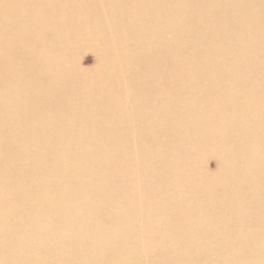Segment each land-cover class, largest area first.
I'll list each match as a JSON object with an SVG mask.
<instances>
[{"label":"rangeland","instance_id":"374dc122","mask_svg":"<svg viewBox=\"0 0 264 264\" xmlns=\"http://www.w3.org/2000/svg\"><path fill=\"white\" fill-rule=\"evenodd\" d=\"M143 1L150 3L149 0ZM157 1L153 2L151 9L164 12V9H159L162 5ZM255 1L258 12L264 15V0ZM182 2L173 0L175 4ZM135 4L140 18L132 17L130 10ZM141 10L138 0H0V26L4 25L3 15L9 13L22 20L19 25L25 32L23 35L21 30L18 34L22 41L17 56L21 59H14L16 53L12 60H7L6 44L3 43L6 28L0 30V126L3 124L0 127V149L4 146L0 153L3 151L5 154L0 155L3 163L2 167L0 162V178L11 180L13 177L12 186L8 185L9 179L0 180V264H264V134L260 129L251 130L247 122L235 120L240 108L247 109L248 104L245 103L249 96L257 94V97H264V60H261V67L249 59L245 63L218 53L212 56L213 60H200L204 52L197 47L173 66L163 60H137L135 56L138 57L140 52L134 54L131 50L128 57L121 55V51L133 46L130 42H122L119 47L107 50L100 46V42L91 45L94 52L81 56L87 60H76L78 64L82 63V70L75 69L70 73L65 60L54 63L55 60L47 58L49 54L52 57L49 52L56 39L64 45L74 43L76 38L87 36L84 30L91 22L96 23L93 28L103 36L114 34V21L123 27L136 26L137 31L140 20L147 17ZM40 28L48 30L52 40L50 49L43 56L38 53ZM127 35L131 34L127 31ZM107 54L113 56L106 59ZM125 59L134 61L124 64L127 69L120 68L118 60ZM136 61L146 72H139ZM60 66L63 72H59L64 77L69 74L66 80L62 73L59 75ZM215 71L226 74L229 80L223 78L226 82L224 93L230 94L235 101L230 106L232 114H219V122L208 119L215 108L200 109L199 105H208L200 104L195 96L201 92L200 82L212 79ZM42 74L55 85L51 88L49 81L43 85L46 89L42 91H49L42 93L43 100L36 106L39 107V117L25 127L21 119L18 120L21 116L15 117L17 121L13 118L14 102L19 97L7 98L6 92L10 91L8 87L11 88L12 82L13 86L20 87L22 79L23 91L36 96L41 91L37 90L38 87H42H37L36 81L43 78ZM57 74L62 77V82ZM137 74L138 88L155 87V93L158 88L165 92L164 100L160 102L150 99L148 93H138L137 97L141 96L143 100L140 109L137 104H129L135 87L131 79ZM56 75L58 79H55ZM216 77L219 81L220 78ZM26 82H32L31 86H26ZM70 83L73 90L68 85ZM240 88L251 92L244 94ZM57 89H62L61 93ZM125 94L127 101L123 97ZM114 96L120 100L108 101ZM4 97L9 102L11 99V104H7L9 102L4 101ZM61 101L63 103L59 104ZM24 104L23 108L27 110ZM173 106L176 109H169ZM143 110L147 113L144 117L150 114L149 123L139 119ZM29 113L27 111L26 116L32 118ZM163 113L167 115L166 120L160 117ZM70 126L76 127L72 131ZM139 129L144 134H138ZM201 129L208 133L205 143L193 138ZM1 130L6 138L1 135ZM145 130L148 135H145ZM154 135L158 137L151 142ZM20 145L26 149L25 154ZM14 148L17 153H13ZM167 148L170 149L168 152L175 154H168ZM53 162L55 165L52 167ZM14 164L23 171H17L16 175ZM8 173L13 176L8 177ZM20 173L25 175V179L24 175L21 178L23 184L17 182H20ZM30 177L36 181L30 183ZM39 178L47 180L46 187ZM55 178L57 180L54 181ZM25 180L27 187L30 185L28 189L25 188ZM53 183L57 187L53 186L54 191L50 189L51 195L48 184L51 186ZM15 184L20 186L15 187ZM48 196H52L54 202ZM21 205L24 208L20 209ZM61 216H66V219ZM81 252H86L87 256Z\"/></svg>","mask_w":264,"mask_h":264},{"label":"bare ground","instance_id":"6f19581e","mask_svg":"<svg viewBox=\"0 0 264 264\" xmlns=\"http://www.w3.org/2000/svg\"><path fill=\"white\" fill-rule=\"evenodd\" d=\"M150 3L148 4L147 2L143 1V0H138V5L141 6L142 10L141 12L144 13V14H147V17H145L144 19L140 20L139 22V25H138V30L135 31L136 29V26H131V25H128L126 27H123L122 24L119 25L118 21H114L113 23V27L115 30L114 31V34L111 36L109 34V36H103L102 33L100 31H98L97 28H93V26H96V23L94 22H91L90 25H88L87 29L84 30L81 26L79 27L81 30H84L87 32V36L86 35H82L78 38L75 39V42L74 43H71V44H60L58 42V40L56 39L55 40V45H54V48L49 52L51 53L52 57L50 58V54L49 56L47 55V58L48 59H53L55 60L54 63H56V60H65L66 64H67V68H68V72L70 73L71 71H74L75 69L77 70H82L81 66L82 63H77L76 60H87V58H82L81 59V56L82 55H85V54H88V53H93L94 50L91 49V45H96L98 42H100V46H103L106 48V50L108 48H116L117 46L119 47L121 45L122 42L124 43H131L133 46H128L125 50L121 51L120 54L121 55H125L126 57H128V52L131 50V51H134L133 53L135 54L136 53H139L140 52V55L137 57L135 56L136 58H138L137 60H163L165 62H169L170 64H172L173 66L177 65V63L179 62V60H184L192 51L194 48H197L199 47L203 52H204V55L202 56V58L200 60H213L212 59V56L216 53L218 54H222L224 55L226 58L228 59H232V58H235L236 60H241V61H245V63L248 61L247 59H249V61H253L257 64V66H260L261 67V64H263V62L261 60H264V15L259 13L257 8H256V1L255 0H183L182 3H178V4H175L173 3V0H158L157 1V4H161L162 7L159 8V9H164V12L163 11H160V12H157V11H154L152 10V4L155 0H149ZM151 5V7H150ZM160 7V6H158ZM132 11V17L133 18H140V15H138V11L136 9V4L133 5L132 9L130 10ZM4 25L1 27L0 26V30H4V27L6 28V30H4V42L6 44V54H7V60H12V58L14 57V55L16 54L15 56V60H20L21 57L17 56L18 55V50H19V46H20V43L22 41V39H20L18 37V34L19 32L22 30V34L24 35V30L22 28V26L19 25V23L22 22L19 21V17L18 16H14V15H11L9 13H5L4 15ZM65 17V16H63ZM3 18V17H2ZM65 19L67 20L68 17H65ZM19 21V22H18ZM75 24V23H73ZM96 29V30H95ZM127 31L131 34V35H127ZM48 33V30L46 29H39L38 30V37H39V42H38V53L40 56H43V55H46V52L50 49V42L52 40H50V37H49V34ZM112 34V33H111ZM2 45V44H1ZM61 47L62 49L59 50L58 48ZM115 53V52H114ZM24 54V53H23ZM96 55H97V52H96ZM95 55V56H96ZM108 56H113L112 54H107L106 55V59L109 58ZM79 58V59H78ZM121 58V57H120ZM44 59H46L44 57ZM38 60H41V59H38ZM98 60V59H97ZM46 61V60H44ZM49 61V60H48ZM134 60H130V59H125V60H118V66L120 68H125L127 69L128 66L127 65H124L125 63H133ZM79 62V61H78ZM48 63V62H47ZM50 63V61H49ZM64 63V62H63ZM47 66V65H46ZM136 67L139 68V72L144 73L146 72L145 69L141 68V65L139 62L136 61V64H135ZM21 69V68H20ZM45 69V68H44ZM57 69V68H56ZM59 70H62V66L59 67L58 69V72ZM143 70V71H142ZM21 72V71H19ZM57 72V73H58ZM63 72V70H62ZM62 72H59V75H61ZM18 73V72H17ZM45 73V72H44ZM49 73V72H48ZM47 73V74H48ZM46 74V73H45ZM50 74V73H49ZM48 74V75H49ZM16 75V74H14ZM43 75V74H42ZM54 75V74H53ZM58 75V74H57ZM56 76L55 79H56ZM58 75V77L60 78V76ZM64 75H65V72H64ZM69 74H67V77H68ZM216 75L220 78L219 81H217V77ZM138 74L135 75L134 78H132L131 80H133L132 82L135 83V87L133 89V93H131L132 95V101L129 102V104H132V106L134 104H137V108L140 109L141 105H142V98H138V93L141 94V93H148V96L150 99H156L157 101H163L164 100V97H165V92H160L158 90V88L156 89V93H155V87H153L154 89L150 88V86L147 88V87H141V88H138L136 85L138 83V78H137ZM23 77V76H22ZM43 80H37L36 81V85L38 87V85H41L42 87H38L37 90H41L39 91L36 96H34L32 93H26L24 90V87H21L23 84L22 82V79L21 80V86L20 87H17V86H13V82H12V85H11V88L8 87L10 89V91H8V89H6V94L7 95V98H11V97H19L18 100L19 101V104H18V100L17 98L15 99V106H14V109L15 112H14V117L15 118L16 116H21V118H18V120L21 119V123L25 126H29V124H32L34 119H37L39 116H38V113H39V110L38 108L39 107H36L38 106L42 100H43V97L44 95H42V93L44 92H48L47 90L46 91H42V89H46V88H43V85L46 84L49 80H46L45 79V75L42 76ZM57 77V79H58ZM62 77L63 76V73H62ZM61 77V78H62ZM67 77H64L67 78ZM12 78V77H11ZM60 78V79H61ZM223 78L228 79V77L226 76V74L220 72V71H215V73L213 74V78L212 79H209L207 81L205 80H202L200 82V84H202V89H201V92H199L196 96V98L199 100L200 104L202 103L203 105H208V106H201L199 105V108L202 109V108H205V107H214L215 108V112L214 114H210L208 115V119L209 120H212V121H221V119L219 118V114H232L231 112V109H230V106L231 104H234V99L233 97L230 96V94H226L224 93L225 92V80H223ZM18 79V78H17ZM26 79V77H25ZM28 79V78H27ZM63 79H61V82H62ZM66 80V79H65ZM64 80V81H65ZM71 79H69L70 81ZM77 80V79H75ZM14 81V80H13ZM18 81V80H17ZM27 81V80H26ZM40 81L42 82V84L40 83ZM54 81V79H53ZM57 81V80H56ZM74 81V80H72ZM171 81V80H170ZM217 81V82H216ZM7 82V81H5ZM15 82V81H14ZM19 82V81H18ZM30 82V81H29ZM61 82H59L61 84ZM144 82V81H143ZM168 82V81H167ZM16 83V82H15ZM28 87L31 86V84H29L28 82H26ZM57 83V82H56ZM72 83V82H71ZM71 83L68 84L69 87L71 86ZM117 83L119 84V80H117ZM141 83V82H140ZM166 83V82H165ZM172 83V81H171ZM8 85H10V83L7 82ZM19 84V83H18ZM18 84H14V85H18ZM29 84V85H28ZM48 84H50V81L48 82ZM58 84V85H60ZM65 84V83H64ZM76 84V82H75ZM142 86L143 83H141ZM149 84V83H148ZM168 84V83H167ZM55 85V84H53ZM52 84H50V87L53 86ZM150 85V84H149ZM173 85V84H172ZM209 85H212L210 87H208ZM7 86V85H6ZM5 86V87H6ZM66 86V85H65ZM74 86V85H73ZM97 86V85H96ZM140 86V84H139ZM48 87V86H47ZM60 88L63 86H59ZM68 87V89H69ZM52 88V87H51ZM55 88V86H54ZM67 88V87H66ZM30 89V88H29ZM31 89H34V88H31ZM30 89V90H31ZM49 89V88H48ZM71 89H72V86H71ZM75 89V88H74ZM242 91V93L244 94H249L251 92V90H247V89H243V88H240ZM28 90V89H27ZM61 90L62 89H57V91L61 93ZM73 90V89H72ZM77 90V89H76ZM5 91V90H4ZM35 91V90H34ZM56 91V90H55ZM65 92V90H63ZM30 92V91H28ZM33 92V91H32ZM51 94L53 93V91H50ZM63 93V92H62ZM178 93V92H177ZM3 94V93H2ZM206 94V96L204 95ZM21 97H20V96ZM48 95H50L48 93ZM78 96V94H76ZM51 96V95H50ZM49 96V97H50ZM120 98H122L121 95H119ZM169 96V92L167 93V97ZM6 97V96H5ZM4 97V101H8L9 100L7 98ZM48 97V99H49ZM60 98V95L58 96ZM124 99L126 100L127 98V94H125V96H123ZM143 97V96H142ZM51 98V97H50ZM80 98V96H79ZM13 99V98H12ZM71 99V98H70ZM54 100V99H52ZM81 100V99H80ZM119 101V97H116L114 96L113 98H109L108 101ZM123 100V98H122ZM141 100V101H140ZM146 100V99H145ZM17 101V102H16ZM72 101V100H71ZM127 101V100H126ZM140 101V102H139ZM150 101V100H149ZM10 102H11V99H10ZM7 103V104H11V103ZM147 102V101H146ZM3 103V102H2ZM23 103H25V107L27 110H25L23 107ZM63 101H61L59 104H62ZM81 102H77V104H80ZM153 103V102H152ZM6 104V105H7ZM160 104V103H159ZM162 104V103H161ZM245 104H248L247 106V109L245 108H240L239 109V113H238V116L235 118L236 121H244V122H247L251 125V130H255V129H260L261 131H263V134H264V97H257V94L255 95H251L248 97L247 101ZM14 105V104H13ZM31 106L30 108H28V106ZM149 105V104H147ZM155 105V103H154ZM11 106V105H10ZM34 106V107H32ZM80 106V105H79ZM81 106H83L81 104ZM254 106V107H253ZM1 107V106H0ZM3 107V106H2ZM4 107H5V103H4ZM13 107V106H12ZM210 107V108H211ZM11 108V107H10ZM82 108V107H81ZM79 108V109H81ZM7 109V107H6ZM78 109V110H79ZM83 109V108H82ZM158 109V108H157ZM169 109H176V107H171ZM1 110V109H0ZM3 110V109H2ZM5 110V108H4ZM2 111V112H5V111ZM12 110V112H13ZM7 111V110H6ZM27 111H29L32 116V118H28L26 116V113ZM10 112V110H9ZM68 112H69V109H68ZM1 113V112H0ZM11 113V112H10ZM9 113V114H10ZM20 113H22L20 115ZM8 114V113H7ZM72 114V113H71ZM70 114V115H71ZM139 114V112H138ZM146 115L147 113H144V110H143V114L140 116H142L141 118L139 119H145V121L147 120V122L150 120V114H148L147 116H143V115ZM154 114V113H153ZM5 115V114H4ZM28 115V114H27ZM43 115V114H42ZM73 115V114H72ZM3 116V114H2ZM30 116V115H28ZM6 117V115H5ZM4 117V118H5ZM8 117V116H7ZM6 117V119H7ZM11 118V120L13 119L12 118V115L9 116ZM136 117V116H135ZM160 117L164 120H166L167 118V115L165 113L161 114ZM205 117V116H204ZM6 119H5V122H6ZM16 121H17V118H15ZM69 119V118H68ZM74 119V117H73ZM81 119V118H79ZM158 119V118H157ZM3 121V119H1ZM153 120V119H152ZM151 120V121H152ZM161 120V119H159ZM1 121V122H2ZM137 122H139V120H136ZM154 121V120H153ZM8 122V121H7ZM79 122V121H78ZM77 122V123H78ZM141 122V121H140ZM146 122V123H147ZM233 122V121H232ZM4 123V121L2 122ZM9 123L11 125V121L9 119ZM46 123V122H45ZM74 123V122H73ZM145 123V124H146ZM149 123V122H148ZM151 123V122H150ZM5 124V123H4ZM17 126H19V123L17 122ZM51 124V123H50ZM76 124V123H75ZM141 124V123H139ZM159 124V123H158ZM8 125V124H7ZM9 125V126H10ZM16 125V124H15ZM79 125V123H78ZM143 125V124H142ZM147 125V124H146ZM151 125V124H150ZM1 126H3V124H1ZM0 126V127H1ZM14 126V125H13ZM25 126V127H26ZM41 125L39 124V127ZM50 126V125H49ZM66 126V125H65ZM145 127V125H143ZM162 126V125H161ZM69 127V126H68ZM72 131L74 130V128L76 127H72ZM8 128V127H5V129ZM149 128V127H148ZM147 128V129H148ZM69 129V128H67ZM120 128H118L117 130H119ZM143 129V128H142ZM156 129L158 130V128L156 127ZM8 130V129H6ZM115 130V129H114ZM140 131H138L137 133L139 134V132L141 133V129H139ZM153 130V129H152ZM160 130V129H159ZM64 132L65 129H63ZM70 131V133L72 132ZM144 131V129H143ZM150 131V130H149ZM156 131V130H154ZM153 131V132H154ZM2 132V130H1ZM8 132V131H7ZM33 132V131H32ZM68 132V131H67ZM75 132V131H74ZM114 132V131H113ZM147 131L145 130V133ZM152 132V133H153ZM157 132H160V131H157ZM156 133V135H158L159 133ZM6 133V132H5ZM47 133V132H46ZM73 133V132H72ZM76 133V132H75ZM84 133V132H83ZM121 133V132H120ZM150 134V132H148ZM7 134V133H6ZM37 134V132H36ZM39 134V133H38ZM117 134V132H116ZM118 134H119V131H118ZM125 134V133H124ZM144 134V133H141V135ZM3 136V132L1 134ZM18 135V134H17ZM21 135V134H20ZM43 135V133H42ZM49 135V134H47ZM59 135V134H58ZM62 135V133H61ZM145 135H148L147 133ZM156 135L152 136V138H154L153 140H151V142L155 140V137ZM160 135V134H159ZM1 136V137H2ZM11 136V135H10ZM16 136V135H15ZM56 136V135H55ZM208 133L206 131V129H201L199 130L197 133H195L193 135V138H195L198 142L200 141L201 143H205L206 140H208ZM4 137V136H3ZM7 137V135H6ZM4 137V138H6ZM18 137V136H17ZM16 137V138H17ZM23 137V136H22ZM48 137V136H47ZM142 137V136H141ZM145 137V136H144ZM148 137V136H147ZM151 137V136H149ZM148 137V138H149ZM158 137V136H157ZM156 137V138H157ZM162 138V135L159 136V138ZM51 138V137H50ZM151 138V139H152ZM158 138V139H159ZM160 138V139H161ZM54 139V137H53ZM157 139V140H158ZM228 139V138H227ZM3 140V139H1ZM9 140V138H8ZM11 140V139H10ZM13 140V138H12ZM17 140V139H16ZM22 142H23V139H21ZM28 140V138L26 139ZM43 141V139H42ZM47 140H45L46 142ZM50 141V140H49ZM51 141H52V138H51ZM54 141V140H53ZM57 141V139H56ZM168 141V140H167ZM4 142V140H3ZM21 144V141H19ZM26 142V141H25ZM24 142V143H25ZM58 142V141H57ZM2 143V141L0 142V144ZM8 143V141H7ZM12 143V142H11ZM13 143H14V140H13ZM32 143V141H31ZM37 143V142H36ZM44 143V142H43ZM67 143V142H66ZM159 143V142H158ZM161 143V141H160ZM171 143L170 142V146H171ZM176 143V142H174ZM6 144V143H5ZM15 144V143H14ZM17 144V143H16ZM55 144V143H53ZM52 144V146H54ZM65 144V143H64ZM144 144V143H143ZM168 144V145H169ZM7 145V144H6ZM6 145H5V148H6ZM11 145V144H10ZM27 145V148H28V144H25ZM145 145V144H144ZM167 144L164 145V147L166 146ZM2 146V144H1ZM18 146V145H17ZM38 146V144H37ZM40 148H41V145H39ZM48 146H49V142H48ZM47 146V147H48ZM57 146V145H55ZM173 146H177V145H173ZM13 147V146H11ZM15 147V146H14ZM19 147H23V150H24V146L20 145ZM46 147V148H47ZM58 147V146H57ZM157 147H160L157 146ZM178 147V146H177ZM176 147V148H177ZM4 148V146H3ZM3 148H1L0 150H2ZM17 148V147H16ZM16 148L15 151H13V153L16 152ZM52 148V147H50ZM49 148V149H50ZM104 148V147H103ZM171 148V147H170ZM7 149V148H6ZM12 149V148H10ZM54 149V147L52 148ZM105 149V148H104ZM155 149V148H154ZM160 149V148H159ZM158 149V150H159ZM167 152L170 150L169 148H167ZM173 148H171L172 151ZM179 148H177L178 150ZM13 150V149H12ZM10 150V152L12 151ZM20 150V149H19ZM26 150V149H25ZM25 150H24V154H25ZM29 150V149H28ZM36 150V149H35ZM41 150H40V153H41ZM56 150V149H55ZM18 151V149H17ZM38 151V149H37ZM35 151V152H37ZM57 151V150H56ZM8 152V151H7ZM22 152V151H21ZM44 153V151H42ZM58 152V151H57ZM163 155L165 154L163 152V148H162V151ZM3 153V151H2ZM0 153V155L2 154ZM6 153V152H5ZM17 153V152H16ZM26 153H28L26 151ZM34 154V149H33V152ZM46 153V152H45ZM172 154V152H168V154ZM4 154V153H3ZM2 154V156H3ZM19 154V153H18ZM38 154V153H37ZM167 154V155H168ZM175 154V153H174ZM173 154V155H174ZM5 155V154H4ZM11 156L14 155V154H10ZM32 155V154H31ZM30 155V157H31ZM47 155V154H46ZM18 156V155H17ZM21 156V155H20ZM26 155H24L25 157ZM33 156V155H32ZM38 156H41L38 154ZM162 156V155H161ZM165 156V155H164ZM28 157V156H27ZM26 157V159H27ZM129 157V156H128ZM50 158V157H48ZM52 158V157H51ZM25 159V158H24ZM24 159L21 161H24ZM36 159V158H35ZM38 159V158H37ZM56 158H54L55 160ZM1 160V159H0ZM29 160V159H28ZM34 161V159H31ZM52 160V159H51ZM20 161V160H19ZM18 161V162H19ZM39 161V159L37 160ZM1 162V165L3 167V163L2 161ZM7 162V161H6ZM17 162V164H18ZM43 162V161H42ZM39 163V162H38ZM44 163V162H43ZM49 163V162H48ZM51 163V162H50ZM7 164V163H6ZM12 164V162L9 163V166ZM53 165H51L52 167L55 165L54 162L52 163ZM6 165H4L5 167ZM15 168L16 166L18 165H15ZM13 166V167H14ZM25 166V165H22V167ZM27 166V165H26ZM29 167L32 166V165H28ZM8 167V165L6 166ZM51 167V168H52ZM18 168V167H17ZM16 168L15 170V173L19 170H22L23 169H20L19 167V170ZM24 168V167H23ZM34 168V167H33ZM36 168V166H35ZM37 168H39L37 166ZM50 168V169H51ZM182 168V167H181ZM2 169V168H1ZM4 169H9V168H4ZM26 169V167H25ZM24 169V171H25ZM28 169V168H27ZM32 169V168H31ZM43 169V168H42ZM53 169V168H52ZM30 170V169H29ZM29 170L27 172H29ZM47 170V169H46ZM45 170V171H46ZM49 171V169H48ZM47 171V172H48ZM51 171V170H50ZM185 171V170H184ZM14 172V171H12ZM26 172V171H25ZM24 172V173H25ZM31 172V170H30ZM52 172V171H51ZM3 173V172H1ZM11 173V172H9ZM8 173V177L11 175ZM14 173V174H15ZM53 173V172H52ZM7 174V173H6ZM31 175L30 173H27V175ZM48 174H50L48 172ZM17 175V173H16ZM15 175V177H16ZM24 174H22L21 176V173L20 175H18V178L20 177V182L17 181L19 184H23L22 181L21 182V178L23 177ZM4 176V175H3ZM6 176V175H5ZM4 176V177H5ZM13 176V175H12ZM34 176V174H33ZM39 177V174L37 175ZM41 176V175H40ZM1 177V175H0ZM45 177V176H44ZM25 179V175L23 177ZM22 178V179H23ZM28 178V176H27ZM26 178V180H27ZM37 178V177H36ZM79 178V177H77ZM3 179H9V178H0V180H3ZM16 180V178H14ZM31 179V177H30ZM40 181H41V178H39ZM73 179V178H72ZM81 179V178H80ZM5 180V181H7ZM10 180V179H9ZM13 180V177L12 179L10 180V182L8 183V185L10 184V186H12V181ZM25 180V182H26ZM32 182L30 183H33L34 181H36V179H31ZM34 180V181H33ZM46 180V179H45ZM57 180L56 178L54 179V181ZM58 180H60L58 178ZM75 180V179H74ZM29 180H27L28 182ZM53 181V182H54ZM73 181V180H72ZM226 181V180H225ZM229 181V180H228ZM3 182V181H1ZM24 184H26V189H28V187L30 186L28 184V187H27V182ZM43 183V185L47 182L46 181H41V183ZM51 182V180H50ZM60 182V181H59ZM76 182V181H75ZM230 182V181H229ZM12 183V184H11ZM38 183V182H36ZM52 183V182H51ZM78 183H81V182H78ZM2 184V183H1ZM7 185V182L5 183ZM19 184H15L14 186L16 187L17 185ZM58 184V183H56ZM3 185H4V182H3ZM7 185V186H8ZM33 185V184H31ZM20 186V185H19ZM34 186V185H33ZM45 187L47 185H44ZM52 186V188H51ZM51 186L48 184V187H50L48 190L50 189H53L52 191H54L55 189L53 188V186H56L57 185H53L51 184ZM74 186V185H72ZM230 186V185H229ZM39 187V186H38ZM37 187V189H38ZM259 187V186H257ZM20 188V187H19ZM35 188H36V185H35ZM40 188V187H39ZM221 188V186H220ZM22 189V186L21 188ZM32 189V188H31ZM37 189L36 192H37ZM45 189L47 192L48 190ZM57 189V188H56ZM35 190H34V193H35ZM220 190V189H219ZM21 191V190H20ZM27 190H25V193H26ZM31 191V190H30ZM29 191V192H30ZM33 191V190H32ZM38 191H41L38 189ZM44 191V189H43ZM52 191L50 190L51 192V195L52 194ZM233 191V190H232ZM45 192V191H44ZM42 192V194L44 193ZM49 192V193H50ZM20 193V192H18ZM32 193V192H30ZM40 194V193H39ZM56 194V192H55ZM235 193H233L234 195ZM27 194H25V197L27 199ZM46 195V194H45ZM48 195V194H47ZM30 196V195H29ZM28 196V199L30 198ZM57 197V194L55 195ZM60 196V195H59ZM17 197V195H16ZM19 197V195H18ZM17 197V198H18ZM21 197V196H20ZM34 197V196H33ZM49 197V196H48ZM52 197V196H51ZM51 197H49L50 201L52 200ZM217 197V196H216ZM231 197V196H230ZM235 197V196H234ZM232 198L233 200H235V198ZM23 198V197H22ZM35 198V197H34ZM55 197H53L54 199ZM229 198V197H228ZM16 199V198H15ZM14 199V200H15ZM24 199V198H23ZM48 199V200H49ZM220 199V198H219ZM218 199V200H219ZM231 199V200H232ZM6 200V199H4ZM22 200V199H21ZM20 200V201H21ZM32 200V199H31ZM36 200V199H35ZM34 200V201H35ZM69 200V199H68ZM232 200V201H233ZM12 201V200H11ZM28 201V200H27ZM53 201V200H52ZM64 201H65V198H64ZM71 201V200H70ZM106 201V200H104ZM222 201V200H221ZM14 202V201H12ZM16 202V201H15ZM24 202V200L22 201ZM21 202V203H22ZM36 202V201H35ZM54 202V201H53ZM65 202H68V201H65ZM64 202V203H65ZM107 202V201H106ZM223 202H226V201H223ZM237 202V201H236ZM52 203V202H51ZM73 203V202H71ZM69 204L70 206L72 204ZM235 203V201H234ZM19 204V203H18ZM26 204V203H25ZM35 204V203H33ZM54 204V203H53ZM229 204V203H228ZM231 204V202H230ZM13 205V203L11 204V206ZM220 205V204H219ZM236 205V204H235ZM6 206V205H5ZM4 206V209L6 208ZM10 206V205H9ZM8 206V207H9ZM19 206V205H18ZM27 206V204H26ZM58 206V205H57ZM22 207L24 208V205L22 206L21 205V208ZM131 207V206H130ZM170 207V206H169ZM222 207V206H221ZM230 207V205H229ZM235 207V206H234ZM245 207V206H244ZM243 207V208H244ZM249 207V206H248ZM247 207V208H248ZM132 208V207H131ZM135 207L133 206V209ZM165 208V207H164ZM206 208V207H205ZM214 208V207H213ZM241 208V207H240ZM19 209V207L17 208ZM32 209V208H31ZM75 210V208H73ZM168 210H170L168 207H167ZM171 209H172V206H171ZM215 209V208H214ZM217 209V208H216ZM250 209V208H249ZM56 209H54L55 211ZM162 210V209H160ZM206 210V209H205ZM244 210V209H243ZM7 211H9V208L8 210L6 209V213H8ZM19 211V210H18ZM27 211V210H26ZM24 211V212H26ZM167 212V210H165ZM207 211V210H206ZM205 211V212H206ZM219 211V209H218ZM227 212V210H225ZM237 209H236V213H237ZM248 211V210H247ZM20 212V211H19ZM72 212V211H71ZM162 212V211H161ZM164 212V210H163ZM212 212V211H211ZM29 213H30V210H29ZM29 213H27V216L29 215ZM33 213V212H32ZM31 213V214H32ZM204 213V212H203ZM235 213V214H236ZM34 214H36V212H34ZM33 214V215H34ZM67 214V213H66ZM212 214V213H211ZM224 214V212H223ZM240 214H241V210H240ZM8 215V214H7ZM72 217H73V214L71 213ZM205 215V213H204ZM213 215V214H212ZM228 215V213H227ZM237 215V214H236ZM36 216V215H35ZM211 216V215H210ZM61 217H65L64 220L66 219V216H61ZM60 217V218H61ZM70 217V216H69ZM52 218V217H51ZM55 218V217H54ZM59 218V219H60ZM74 218V217H73ZM98 219V218H97ZM213 219V218H212ZM217 219V217L215 218V220ZM53 220V219H52ZM63 220V219H62ZM189 220V219H188ZM54 221V220H53ZM213 221V220H212ZM54 223V222H53ZM52 223V224H53ZM184 223V222H183ZM68 226V224H67ZM53 227V226H52ZM69 227V226H68ZM66 227V228H68ZM183 227V225H182ZM188 231V230H187ZM43 233V231H41ZM43 235V234H42ZM66 244V243H65ZM91 247V246H90ZM66 248V247H65ZM81 248V247H80ZM96 249V247L94 248ZM92 248V251L94 250ZM82 250V249H81ZM97 250V249H96ZM51 253V252H50ZM49 253V254H50ZM58 253V252H57ZM65 253V252H63ZM81 253H84V252H81ZM86 253V252H85ZM84 253V254H85ZM53 254V253H52ZM80 254V253H79ZM67 255H70V254H67ZM82 255V254H81ZM86 255V254H85ZM75 256V255H74ZM76 256H78L76 254ZM87 256V255H86ZM78 257H81V256H78ZM93 257V256H92ZM90 257V258H92ZM82 258V257H81ZM89 258V256H88ZM63 259V258H62ZM66 259V258H65ZM77 259V258H76ZM56 260V259H55ZM54 260V261H55ZM79 260V258H78ZM52 261V260H51ZM64 261V260H63ZM77 261V260H76ZM81 261V260H80ZM82 261H83V258H82ZM91 261V260H89ZM88 261V262H89ZM78 264V263H77ZM80 264V263H79ZM83 264V263H82ZM90 264V263H89Z\"/></svg>","mask_w":264,"mask_h":264}]
</instances>
